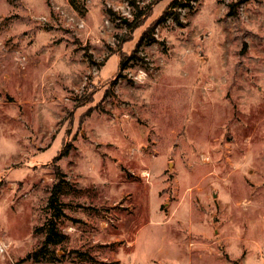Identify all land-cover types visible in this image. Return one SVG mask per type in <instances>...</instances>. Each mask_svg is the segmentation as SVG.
Returning <instances> with one entry per match:
<instances>
[{
	"label": "rangeland",
	"instance_id": "rangeland-1",
	"mask_svg": "<svg viewBox=\"0 0 264 264\" xmlns=\"http://www.w3.org/2000/svg\"><path fill=\"white\" fill-rule=\"evenodd\" d=\"M171 1L0 0V264L56 169L62 264H264V0Z\"/></svg>",
	"mask_w": 264,
	"mask_h": 264
},
{
	"label": "trees",
	"instance_id": "trees-1",
	"mask_svg": "<svg viewBox=\"0 0 264 264\" xmlns=\"http://www.w3.org/2000/svg\"><path fill=\"white\" fill-rule=\"evenodd\" d=\"M67 1L75 11L83 14L85 10V6L83 4L82 9L80 10L77 0ZM177 2V0H172L165 13L169 14L170 9L175 7ZM66 153L67 151H64L63 155ZM65 176L66 175L63 172L56 169L50 195L45 206V210H49L48 212H50V214L45 219L42 227L44 232L43 240L40 247L29 253L26 257L31 259L35 264H62V257L58 255L56 247L61 245L66 238V236L58 228V222L64 215L61 196L65 194L64 189L68 186V181Z\"/></svg>",
	"mask_w": 264,
	"mask_h": 264
},
{
	"label": "built area",
	"instance_id": "built-area-1",
	"mask_svg": "<svg viewBox=\"0 0 264 264\" xmlns=\"http://www.w3.org/2000/svg\"><path fill=\"white\" fill-rule=\"evenodd\" d=\"M6 252V246L5 245H0V253L4 254Z\"/></svg>",
	"mask_w": 264,
	"mask_h": 264
}]
</instances>
